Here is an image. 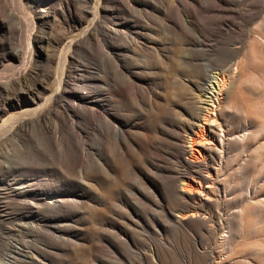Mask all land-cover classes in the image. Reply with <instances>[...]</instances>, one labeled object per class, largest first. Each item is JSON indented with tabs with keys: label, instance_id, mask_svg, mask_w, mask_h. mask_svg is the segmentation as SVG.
Masks as SVG:
<instances>
[{
	"label": "rangeland",
	"instance_id": "1",
	"mask_svg": "<svg viewBox=\"0 0 264 264\" xmlns=\"http://www.w3.org/2000/svg\"><path fill=\"white\" fill-rule=\"evenodd\" d=\"M209 75L224 167L187 218L182 128ZM5 263L264 264V0H0Z\"/></svg>",
	"mask_w": 264,
	"mask_h": 264
},
{
	"label": "bare ground",
	"instance_id": "2",
	"mask_svg": "<svg viewBox=\"0 0 264 264\" xmlns=\"http://www.w3.org/2000/svg\"><path fill=\"white\" fill-rule=\"evenodd\" d=\"M209 77L212 80L211 81L207 80L208 84H207L206 88L202 87L199 90L200 93L198 95V98L195 97L197 99L195 100V102H192L194 105V108H195L193 110L194 111L196 110V112L192 113L189 116L190 119H187L188 122L186 124L184 123L185 126L182 128L183 132L185 133V136L190 140V147H189V151H188L187 147H184L185 144H183V146H182V144L180 143V145L182 147L179 148L180 149V155L178 157V162H179L180 166L182 167V172L180 175V177H181L180 180L182 182L179 181V182H181V187H179V189H177V190L174 189L173 192H175L177 195H179V197L181 199H184L187 202H190L192 209L187 206L188 207L187 209L189 210V208H190L191 210L190 211L187 210L188 212L186 213V215L184 214L185 216H187V218L188 217L189 218H195L198 216L197 210H196L198 206L199 207L204 206V205L208 206L210 204L209 202L214 198V195H215L214 192L216 190V188H215L216 187L215 186L216 180L220 176L222 169L224 167V156H225L224 155V149L226 148V144H227L226 138H228V137H227L226 130L223 129V127L221 128V125L218 123V117L215 113V110L218 109L220 106L219 102L222 99V90L224 88V81L225 80H224L223 76L215 78L214 75L213 76L209 75ZM91 87H92V85H91ZM89 91H91V90H89ZM83 92H85V90ZM83 92H81V93H83ZM116 94H118V93L116 92ZM205 94H206V96L204 98H201ZM120 95H121V97L125 96L122 94H120ZM89 96H90V94H89ZM89 96L87 94L85 96L76 95V97H77L76 99H77V101H83V102L89 103L91 105L89 107H92V109H96L95 108L96 105L91 103L92 99ZM104 105H106V104H104ZM107 110H108V108H107ZM92 115H94L93 111H92ZM104 117H106V116H104ZM101 119H102V117L100 118V120ZM108 121L109 122L107 123V126L105 127V132L104 131L101 133L99 132L100 136H101L99 138H101L102 141L106 140L107 136H109L111 133L113 135L114 134H120V133L123 134V132L119 131V127L113 119L109 118ZM102 122H105V121H102ZM59 128H61V126ZM48 129H50V128H48ZM50 134H52V133H50ZM49 137L52 138L49 135L47 140H49ZM61 138H62V135H61ZM181 138L183 139L184 137L181 136ZM234 139L236 140L235 136L231 137V140H234ZM126 142H128V141H126ZM114 143L116 145L115 148L119 149L121 145L119 144L117 139H115ZM50 146H52V145H50ZM65 146H66V144H65ZM82 150H83V148H82ZM74 152H75L74 164L76 165L79 162H81L84 159V157L82 154L83 152L82 153L79 151H74ZM99 159L100 160L98 161V165H103L104 160L101 157ZM179 182H177V183H179ZM220 191H221V189H220ZM219 195H220V193H219ZM222 196L225 197V193H223ZM215 200H217V199H215ZM212 202H211V204H212ZM214 203H216V202H214ZM53 204L58 205L59 204V198L56 201H54ZM213 206H214V204H213ZM215 207H216V204H215ZM218 208H219V204H218V207L214 208V209L216 210ZM216 211H218V210H216ZM198 213H200V212H198ZM5 264H8V263H5Z\"/></svg>",
	"mask_w": 264,
	"mask_h": 264
}]
</instances>
